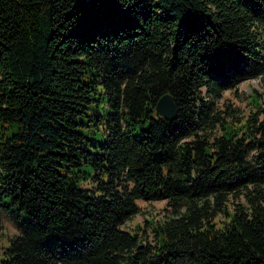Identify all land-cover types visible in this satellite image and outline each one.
Returning a JSON list of instances; mask_svg holds the SVG:
<instances>
[{"label": "trees", "instance_id": "trees-1", "mask_svg": "<svg viewBox=\"0 0 264 264\" xmlns=\"http://www.w3.org/2000/svg\"><path fill=\"white\" fill-rule=\"evenodd\" d=\"M263 76L264 0H0V264H264Z\"/></svg>", "mask_w": 264, "mask_h": 264}, {"label": "rangeland", "instance_id": "rangeland-1", "mask_svg": "<svg viewBox=\"0 0 264 264\" xmlns=\"http://www.w3.org/2000/svg\"><path fill=\"white\" fill-rule=\"evenodd\" d=\"M253 89H257L261 93V101L264 103V76L244 81L239 84L237 90L226 91L223 97L219 100V107L225 109L228 105L238 108L241 112H248L251 109H255L250 95L253 93ZM90 114H95L103 119L107 118L108 110L106 104L103 102L99 107L89 108ZM94 116L92 117V119ZM140 212L128 218L123 227L127 230L140 229V233L143 237H149V240L153 239V231L148 225L149 220L158 221L163 219L168 214L166 200H154L144 201L139 200ZM17 233V228L14 223L5 216L0 218V259L5 258L4 250L10 245L11 239Z\"/></svg>", "mask_w": 264, "mask_h": 264}, {"label": "water", "instance_id": "water-1", "mask_svg": "<svg viewBox=\"0 0 264 264\" xmlns=\"http://www.w3.org/2000/svg\"><path fill=\"white\" fill-rule=\"evenodd\" d=\"M156 111L159 115L174 119L177 115V103L170 93H165L156 104Z\"/></svg>", "mask_w": 264, "mask_h": 264}]
</instances>
